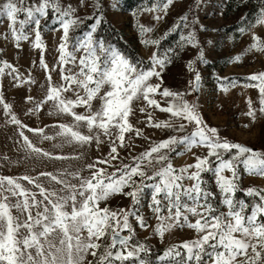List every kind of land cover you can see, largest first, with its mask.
<instances>
[{"label": "snow or ice", "instance_id": "snow-or-ice-1", "mask_svg": "<svg viewBox=\"0 0 264 264\" xmlns=\"http://www.w3.org/2000/svg\"><path fill=\"white\" fill-rule=\"evenodd\" d=\"M171 3L172 0H158L152 7L158 9L162 5L166 10ZM82 4H86V0H82ZM92 6L97 11L101 8L99 0H93ZM113 7H116L115 3ZM48 8L63 30L59 43L60 67L63 69V62L69 57L75 63L76 71L67 70L66 75L62 70L60 79L63 83L53 84L49 75L46 94L28 111H39L45 101H51L57 114H70L73 119L71 123L54 122L52 126L58 125L59 131L52 135L45 134L48 125L31 128L30 131L43 140L59 138L53 148L74 142L81 148L86 144L91 147L94 141L99 151L101 136H104L108 138L110 151L84 161L83 151L62 153L37 146L25 135L24 129L29 126L22 123L11 111L12 106L0 95V105L6 117L10 116L9 122L20 126L18 137L28 149V155L21 160L35 156L54 162L84 161L79 165L54 167L52 171L32 169L35 176L28 173L0 175V264H128L129 261L131 264H264V188L249 186L239 189L241 177L238 169L243 165L244 172L264 177V150L221 135L218 127L205 121L198 103L185 98L187 93L200 90L202 77L195 61L188 60L186 64L193 74L186 90H172L163 83V74L166 66L172 63V56H161L154 50L148 57L149 63L145 64L142 59L129 56L104 37L94 35L98 25L104 22L102 11L92 17L95 22L89 30L73 40L69 35L70 29L74 30L82 21L74 14L76 8L71 3L63 4L62 0H39L38 4L27 5L25 0H0V17L6 16L8 20L5 38L10 31L17 42L26 40L28 34L22 31L23 27L34 24L35 43L42 49L41 17L48 15ZM19 13H24L25 18L18 20ZM181 19L188 30L181 33L178 48L183 50L185 45L199 47L197 59L206 63L197 28L189 26L187 13ZM17 22L21 30L15 27ZM196 22L194 17L191 23L194 25ZM256 25L264 26V2L254 22L241 32ZM174 28L175 25L168 31ZM199 28L203 30L205 25L199 24ZM150 30L140 26L142 36ZM251 40L250 48L264 50V40L255 31H251ZM159 42V38L141 40L143 44L158 45ZM69 43L72 44L71 51H68ZM78 50H82V54L77 58L75 52ZM167 53L178 55L172 48L167 49ZM240 55L231 59L238 60ZM40 63L48 68L43 56ZM4 67L16 71L5 60L0 61V74ZM249 78L258 81L255 87L259 89V107H253L249 98L246 113L255 122L258 115L264 117V71L250 73ZM13 79L21 82L18 74ZM69 92L72 96H67ZM158 92L161 99H172L162 105L154 98ZM25 99L29 102L35 100L31 95ZM78 105L84 106L83 112L74 110ZM151 106L171 114L169 120L156 121V127H167L183 134L151 141L144 151L126 157L127 163L120 160L119 166L114 165L112 162L119 159L118 148L126 147L125 132L133 129L136 135L142 132L130 122L131 115H135L137 109L144 113ZM173 119L183 123L174 126L170 122ZM145 122L151 125L152 116L148 115ZM186 125L191 131L186 129ZM249 126L243 125L245 128ZM82 127L88 130V134L79 130ZM177 145H182L177 155L191 151L193 146L199 147L201 154L192 152L194 160L177 169L169 155ZM204 149L207 154H203ZM225 153H229L227 158ZM210 157H215L214 166ZM99 164L104 167H98ZM225 171L231 175H225ZM204 172L213 173L220 193L219 203L227 207L226 212L216 207V193L207 186L202 175ZM20 180L27 181L36 191ZM46 180L49 182L47 187ZM185 180L192 183L185 184ZM145 181L150 183L146 185ZM146 187L151 190L148 207L155 215V225H149L144 214L136 211ZM237 190L253 196V202L248 204L242 199L236 200L234 193ZM116 195L129 197L131 204L113 209L108 201ZM9 197H15V201ZM13 208L16 214L11 211ZM165 208L166 215L163 213ZM249 208L250 211L246 212ZM189 215L195 219L190 220ZM130 217H134L141 228L151 227L161 238L166 231L170 232L177 226L195 229L199 235L170 245L153 260L148 255L150 246L145 243L147 238L133 242L135 227ZM125 229L127 235L123 234Z\"/></svg>", "mask_w": 264, "mask_h": 264}, {"label": "rangeland", "instance_id": "rangeland-1", "mask_svg": "<svg viewBox=\"0 0 264 264\" xmlns=\"http://www.w3.org/2000/svg\"><path fill=\"white\" fill-rule=\"evenodd\" d=\"M33 2L38 4L39 0H25L26 5ZM244 2L245 0H198V2L197 0H172V3L165 10L162 5L158 9H153V4L158 3V0H99L101 8L97 11L92 6L93 0H86V4H82V0H62L63 4L71 3L76 8L74 14L79 16L82 22L86 18L102 11L103 16L122 31L125 41L136 49L140 56L147 60L154 50L158 52V55L168 54L172 56V63L166 66V72L163 74L164 86L172 90L185 91L189 86L188 81L193 74L188 71L186 64L188 60H194L195 66L202 77L201 86L198 92L187 93L185 98L189 101L195 100L198 103L199 111L205 121L218 127L221 135L264 150V117L258 115L256 121L253 122L246 115L249 98L252 100L253 107H259V89L255 87L258 81L250 79L249 74L264 71V50L249 47L252 43L251 31H255L264 40V26L256 25L251 30L241 32V29L248 28L250 22H254L251 15L245 18ZM114 3L116 7H113ZM47 12V16L41 17L40 24L41 43L44 45L42 49L37 47L35 43L34 24H26L23 27L22 31L28 34V39H21L17 42L10 31L7 32L5 38L8 20L6 16L0 17V61L6 60L16 69V71H12L10 67L3 68V72L0 74V95L12 106L11 111L16 113L22 123L29 126L28 129H24L25 135H28L37 146L62 153L83 151L84 161L94 159L110 151L108 138L101 136L99 151L94 141L91 147L86 144L81 148L79 144L74 142L72 144L62 143L61 147L53 148L59 138L43 140L38 134L30 131L31 128H44L45 125H48L45 128V134L52 135L54 132L59 131L58 125L56 127L52 126L54 122L71 123L73 119L70 114H57L52 107L51 101H45L39 111H28L34 107L35 101L43 99L46 94L49 75H51L53 84L57 82L63 83L60 79L62 70L65 71L66 75L68 74L67 70L76 71L75 63L69 57L65 58L63 69L60 67L59 43L63 30L60 27V22L54 18L51 8H48ZM186 13L189 26L197 28V37L203 46L206 63L197 59L199 47L185 45L183 50L178 48L181 33H186L188 30L184 27V21L181 19ZM157 16L160 19H156ZM194 17L197 18V22L193 25L191 22ZM24 18V13L18 14V20ZM199 24H204L205 29L201 30ZM141 25L151 30L145 32L142 36ZM174 25V30L168 31ZM15 27L17 30H21L18 22ZM76 28L74 30L70 29V36L74 34ZM165 33L167 34L165 35ZM83 34L78 36L82 37ZM144 38H159L160 42L158 45L143 44L141 40ZM208 41H212V43L209 44ZM17 43H19V47H17ZM169 48L174 49V52L178 53V55L167 53ZM71 50L72 44L68 46V51ZM81 54L82 50L75 52L77 58ZM237 54H241L240 59H231ZM41 56H43L45 64L48 65L47 69L40 63ZM17 74L21 80L20 83L13 79ZM29 77L31 78L30 80L28 79ZM225 88L227 89L226 91ZM29 95L35 98L33 102L25 99ZM67 96H72V93H67ZM72 98L74 99V97ZM154 98L162 105L167 100L172 99L171 97L161 99L159 92ZM74 110L83 112L84 106H75ZM148 115L152 116L153 123L151 125L145 122V118ZM170 116V113L155 106L148 107L144 113L139 112L137 109L135 115H131L130 122L136 128H140L142 132L140 135H136L134 129L130 132H125L124 143L126 147L118 148L119 159L112 163L116 166H119L120 160H124L127 163L126 157L144 151L150 146L151 141H158L168 135H182V132H176L174 129L155 126L156 121L169 120ZM9 121L10 116L6 117L3 107L0 105V175L19 176L22 173H28L35 176V171H32V169L36 171H52L54 167L79 165L84 162L76 160L54 162L48 158H37L35 156L21 160V157L28 155V149L22 139L18 137V128L20 126ZM170 122L174 126L183 123L182 120L177 119H173ZM244 124L250 126L245 128L243 127ZM186 129L191 131L188 125H186ZM79 130L88 134V130L84 127ZM181 149L182 145H177L169 153L177 169H179V166L191 163L194 160L192 152L197 155L201 154V149L193 146L191 151L177 155L176 153L181 152ZM203 154H207L206 149L203 150ZM224 155L227 158L229 153ZM5 156L8 157L7 160L4 159ZM210 160L215 163V157H210ZM98 167H104V165L99 164ZM238 169L241 177L239 187L256 186L257 188H264V177L244 172L243 165H239ZM108 170L111 171V167ZM210 173L213 185L220 197L219 190L215 185L214 175L212 172ZM224 174L231 175L227 171ZM134 179L139 180L140 178L134 177ZM19 182L36 191L27 181L20 180ZM148 183L150 182L145 181L146 185ZM183 183L191 184L192 181L185 180ZM48 184L49 182L46 180L45 186L47 187ZM56 186L58 187V185ZM9 199L13 202L15 201V197H9ZM150 199L151 190L146 187L140 203L136 206V211L138 214H144L149 225H155L157 223L155 215L148 207ZM108 203L110 207L115 209L127 207L131 204V200L129 197L116 195L110 198ZM189 203L191 202L189 201ZM224 209L227 211L226 206H224ZM11 211L16 214V209L13 208ZM163 213L167 214L166 208ZM189 219L193 220L195 217L189 215ZM130 221L135 227L136 237L147 238L156 248L163 247L164 250L172 244L182 240H191L199 235L195 229L187 226H177L170 232L166 231L163 238H161L154 233L151 227L148 229L139 227L134 217H130ZM123 234H128L127 229L123 231ZM89 259L94 260L91 256H89Z\"/></svg>", "mask_w": 264, "mask_h": 264}, {"label": "trees", "instance_id": "trees-1", "mask_svg": "<svg viewBox=\"0 0 264 264\" xmlns=\"http://www.w3.org/2000/svg\"><path fill=\"white\" fill-rule=\"evenodd\" d=\"M133 1V0H131ZM136 1V0H135ZM195 2V1H194ZM264 0H245L243 7L245 9V18H248L249 15L253 17V19L256 17L255 15L258 13V10ZM231 5V4H230ZM255 12V13H253ZM97 15V14H94ZM90 16L86 18L75 30L74 34L71 35L70 37L74 40L78 35L84 33L85 31L89 30V26L94 23V19ZM94 35L102 36L105 38L106 41L111 42L112 44L116 45L119 49L127 53L129 56L136 58V59H142L145 64L149 63V60L144 58L143 56H140L137 52L136 49L131 47L124 39V36L122 34V31L118 29L110 20L104 17V22H102L100 25H98L97 28V33ZM71 43L68 44V46ZM214 166V163H213ZM204 180L207 182V186L211 189L212 192L216 193V198H215V205L220 211H225L224 206L220 205L219 200V194L215 189V186L213 185L212 181V175L210 172H204L202 173ZM239 189H244L239 187ZM234 198L236 200H244L246 203L251 204L253 202V196H250L246 194L242 190H237L234 193ZM258 199V197L256 198ZM246 212L250 211L249 209L245 210ZM226 212V211H225ZM137 239L141 241H145V239H141L139 237L134 236L133 237V242H135ZM146 245L150 246V251H149V256L154 260L156 256L162 255L164 252V248H156L152 243H150L148 240L145 241ZM128 264H131V261L128 262Z\"/></svg>", "mask_w": 264, "mask_h": 264}, {"label": "water", "instance_id": "water-1", "mask_svg": "<svg viewBox=\"0 0 264 264\" xmlns=\"http://www.w3.org/2000/svg\"><path fill=\"white\" fill-rule=\"evenodd\" d=\"M125 235V234H124Z\"/></svg>", "mask_w": 264, "mask_h": 264}]
</instances>
